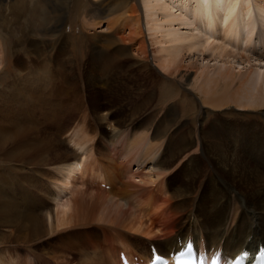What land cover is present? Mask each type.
I'll list each match as a JSON object with an SVG mask.
<instances>
[{"label": "bare ground", "instance_id": "bare-ground-1", "mask_svg": "<svg viewBox=\"0 0 264 264\" xmlns=\"http://www.w3.org/2000/svg\"><path fill=\"white\" fill-rule=\"evenodd\" d=\"M80 1L73 0L76 6ZM90 1L93 2V0ZM97 1V3L89 4L90 9L83 18L84 23L94 27L106 23L108 30H112L118 23L111 33L120 38V42L128 41L132 45L142 38L143 41L139 45H134L136 47L134 50L146 55L144 18L155 48L153 54L156 62L169 71L172 77L177 76L183 83L179 95L168 100L166 96L169 94L165 95L161 92L163 89H159V93L155 96L154 88L148 87L144 80H139L141 76L136 73L134 82L122 80L121 74L115 73L120 60L115 54L122 52V46L113 51L114 56L109 55V52L106 53L105 50L95 48L92 56L94 65L85 69L84 57L81 55L83 45L78 38L75 57L70 59L72 49L70 51L69 36L65 35L64 29H58L56 24L63 18L59 11L52 13L46 8V4L51 6V3L56 6L58 0H33L28 13L25 11V1L23 5H14L13 9L17 10L18 17L26 13L24 15L27 17V26L16 39V45L21 44L22 47L21 51L15 52L17 55L14 57V73L12 74L14 82L8 79H3L4 82L0 81V163H3L1 160L9 162L10 164L6 167L11 169L10 172L7 169H0V227H14L18 232L23 231L27 234L24 240H29L42 236L55 226H65L72 221L81 207L88 205L92 212L102 208L101 213L111 217L110 222L113 224L134 230L131 236L134 237L135 247L131 248L118 242L119 236H115L112 230L109 231V236L116 240L109 243L107 254H100L99 258L104 262L108 260L110 263L112 258L114 264H120L118 257L120 250L130 257L144 255L147 259L151 254L150 243H153L160 252H168L177 249L178 240H184L188 236L193 237L201 247H220L224 256H232L242 249L255 251L258 244L264 245V129L254 132V143L250 147L247 140L250 138L248 126L241 119L236 125H230L222 113L217 111L218 108L228 109L238 105L239 107L236 106V109L239 108L238 111L259 110L264 120V49L257 53L258 56L251 58L246 54V56L243 55L248 48L240 47L244 40L240 35V29L250 27L254 16L252 1L255 0H184L183 9H178L181 11L175 10L177 5H174L171 0H141L138 6L143 13L139 18L131 15L136 9H129V5L137 6L138 0ZM256 3H260L258 4L259 12L264 14V0H256ZM127 10L128 14H126ZM116 14L118 17L115 20L113 18ZM77 18L80 16H74L73 20ZM69 19L72 18L69 17ZM4 23L5 21H3V28L6 26ZM185 27L187 30H184ZM45 31H52V38H47ZM29 33L42 41L32 40ZM263 40L258 42V45H261ZM0 43L2 47L0 56L4 57L2 56L5 51L3 40ZM41 44L44 48L43 46L40 48ZM234 46L240 49L236 51V48L233 49ZM48 52H51L49 58H47ZM195 52H209V57H213L217 63L218 61L222 63L219 66L213 65L212 69L207 64L197 66L196 69L191 68L192 70L182 67L184 55L191 56ZM26 56L29 62L25 60ZM232 56L239 57L240 64L247 61L250 64L249 68L243 72L241 69L236 71L231 63L227 65ZM251 60L257 67L255 71H253L254 66ZM139 61L141 64L142 60ZM2 63L0 59V68ZM69 65L72 66L71 69H68ZM143 66L141 64L140 67H147ZM193 71L196 76L191 83ZM101 78H105V81L100 80ZM99 81H102L101 86L105 87V93L103 89H96L100 84ZM93 88L98 91H93L90 94L91 98L87 92L84 94V90L91 91ZM191 88L199 90L202 96L200 98L191 96ZM108 93L111 96H107ZM123 94L127 96L125 101L134 102V108L130 112V118L122 113L115 120V125L109 124L112 137H120L121 128L131 126L137 118L143 117L145 120L140 123L141 132L139 128L133 129L128 135L127 144L121 148L122 151L107 145L100 149L101 158L106 161L104 164L108 169L106 173L111 179V183H108L109 188L106 190L111 191L105 197L100 194L89 198L86 195L87 191L83 189L79 197L74 195L75 199H68V196H72L75 192V181L80 177L79 180L82 182V175L89 171L87 162L92 154L87 147L88 143L85 144L88 141V139L85 141V135L83 140L79 138L77 140L76 135H72L70 139L67 138L66 132L70 129L71 122L75 121L88 101L92 103V109L98 120L108 124L112 110L100 98L107 99L109 103H115L119 96L123 97ZM154 97L158 98L157 101L160 104L162 102L166 108L170 109H166L167 116L174 115V119L180 112L186 114L188 109L190 111L194 107L197 110V115L194 117L197 127L192 128L188 121H184L185 119H176L174 122L179 123L174 125L173 129L168 131L165 127L163 130L161 124L154 133L155 140L167 136L165 144L163 142L159 145L145 141V132L153 118L146 117L148 111L147 107L145 108V101ZM114 99L116 100L113 101ZM184 101L188 104L184 105ZM178 117L181 118V116ZM232 126H235V129ZM172 130L174 135L171 134ZM237 143L238 146H236ZM70 144L73 146L74 153L70 152L71 149L69 150ZM114 152H118L119 160L130 159L132 156L135 159V154L141 152L142 161L137 163L138 170L140 167L144 169L147 165L151 170L144 173L143 170L132 172L127 169V171L126 165L121 167L115 157L112 159L111 154ZM72 155L74 157L71 160ZM136 156L138 158V155ZM134 159L130 160L134 162L136 161ZM130 160L127 161L131 162ZM53 165V168L49 167ZM6 167L0 166L4 169ZM40 167H44V170L38 169ZM45 167L52 170L48 172ZM97 167H100L99 163ZM173 167L180 168L179 184L170 188V182L163 184L161 176L164 178L165 172L172 171ZM121 168L124 172L126 171L125 175ZM34 172H40L42 176H51L43 178L50 181L49 184L53 186L54 209L51 206V209L43 214L36 213L34 207L46 209L44 200L34 206V201L32 205L29 203V199H34V195H29L28 192L24 194L23 191L19 192L20 195L17 194L18 188L28 186L31 189H41V195H38L40 198L47 195L46 180L36 181L31 176ZM92 175L95 178L102 176L96 170ZM19 176L20 180H17ZM126 177H131L130 181L125 180ZM101 179L107 182L105 178L101 177ZM121 182H123L122 187ZM160 184L164 188L168 186L169 189L159 193L161 196L156 194L153 198L158 201L161 208L146 206L148 210L153 209L150 214L155 216L153 220L155 224L161 223V226L156 228L147 225L144 219L136 215V210L132 209L135 212L133 214L129 211L130 208H125L124 204L129 201L117 200L124 194L135 197V192L145 185L160 188ZM78 186L80 189L79 184ZM172 189L174 190L170 191ZM22 194L26 196L25 199L18 200ZM152 196L154 192L151 190L148 199ZM136 198L140 199L139 196ZM161 199L163 203H159ZM130 203L127 205L131 206ZM136 203L142 206L141 203ZM153 203L155 205L157 202ZM166 205L168 207L162 208ZM124 229L127 230V228ZM105 234L108 236L107 231ZM124 240L127 243L126 237ZM117 245L119 248H116ZM4 252H0V264H9L8 262L22 264V262H16L14 253ZM82 259L84 260L85 256ZM90 259L92 257L86 258L85 262L88 263Z\"/></svg>", "mask_w": 264, "mask_h": 264}, {"label": "rangeland", "instance_id": "rangeland-1", "mask_svg": "<svg viewBox=\"0 0 264 264\" xmlns=\"http://www.w3.org/2000/svg\"><path fill=\"white\" fill-rule=\"evenodd\" d=\"M23 1L26 2L24 4V7L26 8V10H25V11H27L26 13H28V11H29L28 9L30 7L31 2H33V0H0V41L3 40L4 50H5L4 55L2 54V56H4V57L0 56V59L3 61V63H2L3 66L1 65V68H0V81H2V82H4V80H6V79H8L10 82L13 80V82H14V78L12 77V74L14 73L13 72V65H14V61H15L14 57H15V55H17L16 54L17 52L21 51V47H22L21 44L20 45L17 44L18 46L16 45V39H18V37L21 35L20 33L23 32L27 26V20H26L27 17L25 16L26 13H24L25 15L23 14V15L18 17L17 16V10H14L13 7L16 4H22L23 5V3H24ZM97 2H98L97 0H93V2L90 0H81L79 2V5L76 6V4L73 2V0H67V1L58 0V3L56 6L53 5L54 3H51V4L49 3L51 6H47V4H46V8L49 9L50 12L53 13L54 11H57V12L59 11L61 14V17L63 18V20L61 22L56 23V24H58V29H64L65 35L69 36L68 41H69V44L71 45L70 51L72 49L70 59H72V58L74 59V57H75L74 54H76V49H77L76 44H77L78 38H80L79 40H81L82 45H83L81 55H82V57H84L83 62H84V68L85 69H86V67L91 68L94 65V62L92 61V56H93L95 48L105 50L106 53L109 52V55L114 56L115 52L113 53V51L118 50V48L122 46L123 47L122 52L120 51L119 53L115 54V56L116 57L118 56L117 58L120 59L119 60V67H117L115 69V73L121 74L120 76H121L122 80H124L126 82H134V80L136 78V75H135V73H136L139 76H141V79H139V80H141V81L144 80V83L148 87L154 88V91H156L155 96H157V94L159 93V91L161 89H163V90H161V92H163V94L164 93H165V95L169 94L166 96V98L168 100H171L174 97L178 96L179 91L182 88L181 85L183 83H181V81L179 80V78L177 76L172 77V75L169 73V71H167L166 69H163L156 62V60L154 58V54H153L155 48H154V45H152V40L150 39L144 18H143V32L145 34L144 43H145V45L147 44L146 55L144 53L142 54L141 51L134 50V47H135L134 45H139L140 42L143 41L142 38H139L138 39L139 41L137 40L136 43L134 45H132V44H129L128 41L120 42L121 39L118 37H115L113 35V33H111L112 30L118 26V23H117V25H114L112 30H108L106 28L107 24L105 22H104L105 24H102V25L97 26V27L88 26L84 23L83 18L86 15V13L88 12V10L90 9L89 4H94ZM140 2H141V0H138L137 6L136 5L130 6L129 5V9L130 8L136 9L131 14L132 16L136 15L137 16L136 18H139L141 13H143L142 10L140 11V7H139ZM171 2L174 3V5H177L175 10L181 11L178 9H183L182 4L185 1L184 0H171ZM132 4H134V2ZM252 4H253V9H254V16L251 20L252 23H251L250 27L240 29L241 30L240 35H242L243 39L245 40V41L243 40V43L240 45V47L248 48V50H246V51H244V53L243 52L242 53H243V55L246 54L247 56H250L251 58L258 56L257 53L261 52V50L264 49V40H263V38H264V14H260V12H259L258 4H260V3H256V0H255L254 2L252 1ZM189 6H191V4ZM78 10H79V12H78ZM125 10H123V11H125ZM126 14H128V10H127ZM82 15H83V17H82ZM74 16H80V18L73 20ZM69 17H71L72 19H69ZM117 17H118V14H116L113 19L116 20ZM3 21H5L4 25H6L5 26L6 28L5 27L3 28ZM255 21H256V23H255ZM184 30H187V27H185ZM121 32L123 33V31H121ZM45 33H47V35L45 34L47 36V38H52L51 37V34L53 33L52 31H48V32L45 31ZM29 35H30V37L32 36L31 37L32 40L35 39L37 42L42 41L38 37H33V35L31 33H29ZM89 37H90V40L88 41ZM139 37H141V35H139ZM246 38H248V39H246ZM261 40H263V43L261 45H258V42L259 43L262 42ZM13 42H15V43H13ZM12 44H13V46H12ZM41 47L44 48V45L41 44L40 48ZM235 48H236V46L233 47V49H235ZM238 48L239 47L237 46V48L235 50L237 51ZM1 49H2V47H1V43H0V50ZM208 54H209V52H204V53L195 52V54L191 55V56H190V54H188L189 56L184 55L182 67L184 66V68L188 67L187 69H191V68L196 69L197 66L201 67V65L203 66V65L207 64V65H210L211 66L210 69H212L213 65L214 66L221 65V63H222L221 61H218V63H217V60H213V57H209ZM50 55H51V52H48L47 58H49ZM233 56H235V55H233ZM233 56L229 58L227 65H230V63H231V65L235 66L236 71H239L241 69L243 72H245L249 68L250 64L247 61L240 64L239 61H241V60L239 59V57H233ZM204 57H207V59L203 60ZM26 58H27V56L25 57V60L28 61ZM233 59H235V60H233ZM139 60H142L141 61L142 67H144L143 65H146L147 67L146 68L140 67L141 64H140ZM254 63L255 62L253 60H251V64H253V66H254ZM187 64H188V66H187ZM51 65L55 66L54 64H51ZM29 66H28V68H29ZM71 67L72 66L69 65L68 69H71ZM118 68H120V69H118ZM256 68L257 67L254 66L253 71H255ZM30 69H32V68H30ZM77 69H78V67H77ZM242 71H241V73H243ZM191 74H192L191 75V83H192V81L194 80V77L196 76V73L193 71V72H191ZM72 79H73V77H72ZM103 79L105 81V78H101L100 80H103ZM101 82L102 81H99L100 84L97 85L96 89L97 88L101 89V90L103 89V91H104L105 87L103 88V86H101L103 84ZM166 82H167V84H166ZM165 87H167V88H165ZM191 89H192L191 90V96H194V97L197 96V98H200V96H202V94H200L199 90L197 91L195 89L196 90L195 91L194 88H191ZM95 90L93 88V89H91V91H90V89H88V90H84L83 92H84V94H86V92H87L88 95L90 96L89 98H91L90 94H92V92ZM96 91H98V90H96ZM123 92H124V90H123ZM103 93H105V91ZM106 95L111 96L109 93ZM126 97L124 96V94H123V97L119 96L120 100L119 99L113 100V101L116 100L115 103L114 102L109 103V101L107 99H102V97L100 98V100L102 102L106 103V105L109 106L108 108H110L112 110V112H110V114H109L108 124L102 123L101 121L98 120L97 116L95 115V113L92 109V105H91L92 103L87 101L85 103V105L83 106V111H81V113L78 114V116L75 118V121L71 122L70 127H69L70 129L69 130L67 129L68 130V132H66V135H68L67 138H69V137L71 138L72 135H76V136H78V137H76L77 140H79V139L83 140L86 138L85 141H87V139H88V141L85 144L87 145V143H88L87 147H88L89 151L91 150L90 153H92V154H90L91 156H89V158H88V159H90L89 160L90 162L89 161L87 162L88 163L87 166L89 168V171H87V173L85 175H82V179H84L86 181L82 180V182H81V180H79L81 178L79 177V179H77V181H75L76 182L75 183V190H74L75 192L72 193V196H68V199H75V196L79 197L81 195L80 193L83 189H85L87 191L86 195L89 198L98 196L100 194H102L103 197H105V195L107 196L109 191H111V190H106L107 188L104 189V187H102V186L98 187V186H100L98 183L99 179L97 177L95 178L92 175V174H94V171L96 170L97 172L102 174L101 177L105 178L107 180V183H109V184L111 183L110 175H108L106 173V171H108V169L104 166V164H106V161L103 160V158H101L102 155L100 153V149L104 145H107L108 147H116V148H119L121 150V148H123L124 145L127 144L128 135L132 132L133 129H138L139 126H141L140 123L145 120V119H143V117H140L139 119L137 118L135 120V122L133 123L134 125L131 124V126L121 128L120 137H122V138L112 137V135H111L112 130H111V127L109 124L115 125V120L122 113H124V115H127L128 118L131 117L130 112L134 108V102L132 103L130 101H125ZM154 99H155V101H154ZM157 100H158V98L154 97V98L148 99L147 100L148 102L145 101L146 102L145 108L147 107V111H148L146 113V117H148V118L153 117L151 120V123L149 124V126L147 127V130L145 132L146 133L144 135L145 141H148V142L150 141L154 144H159V145L162 144L163 142L165 144L168 137L162 136L161 139L155 140L153 137L154 133L158 130V128L161 124H162L161 129H163V130L165 129V127L167 128V130L173 129L174 125L179 123L178 121L174 122L176 119L177 120H184L185 119L184 121H188L189 126H191L192 128L197 127L198 124L196 123V120L194 118V117H196L195 115H197V110L194 107H192V109L190 111L188 109V112L186 114H183L182 112H180L178 116H181L182 119L178 116H176L177 118L174 119V117H173L174 115L173 116L169 115V117L167 116V110L166 109H168V107L166 108V105H164L162 102L160 104L159 101H157ZM110 101H111V98H110ZM133 101H135V100H133ZM111 104H113V105H111ZM129 104L130 105L132 104V105L130 106ZM187 104H188L187 101H184V105H187ZM151 105H153V106H151ZM236 106H238V105H236ZM236 106L233 105V108H228V109L218 108L217 111L222 113L223 117L225 118V120L228 121V123L230 125L231 124L236 125V123H238V121L241 119L243 121V123L248 126L247 130H250L249 131L250 132L249 133L250 138H248L247 140H248L249 146L251 147L252 143H254V139H253L254 132L256 130H260L261 128L264 129L263 117L260 116L259 110L258 111L254 110L253 112L248 111V110L247 111H245V110H239L238 111L239 106L237 107L238 109H236ZM241 108L242 107H240V109ZM155 109H157V111ZM168 110H170V109H168ZM169 113H171V112L169 111ZM188 113H190V115ZM181 114H183V115H181ZM172 118H173V120H172ZM124 119H126V118L124 117ZM248 119L251 121H249ZM252 120H254V121H252ZM206 122H207V120H206ZM169 123H171V124H169ZM165 124H166V126H165ZM150 126H152L153 128ZM96 127H97V130H96ZM234 127L235 126H232L233 129H235ZM141 129L142 128H139V131ZM149 129H150V131H149ZM153 129H155V130H153ZM124 130H125V132H124ZM78 131H80V132H78ZM81 132H83L84 134L81 135L80 134ZM172 132L174 133V130L171 131V134H173ZM83 135H85V138L83 137ZM61 137H64V136L61 135ZM116 138H118L120 140H118ZM238 145L239 144L237 143L236 146H238ZM71 146H72V144H70V148H69V145H67L69 150L71 149L70 152L74 153L73 152L74 150L72 151L73 146H72V148H71ZM91 148H94V149H91ZM89 151L87 152L88 155H89ZM117 153L118 152H114V154L113 153L111 154V157H113L112 159H114V157H115V160L118 161V164H120L119 166H121V167H122V165L123 166L126 165L125 166L126 170L128 169L129 171H132V172H136V171L138 172L139 170L141 172V170H143L142 171L143 173L151 170L149 165L144 166L145 167L144 169L140 167L138 170L139 164H137V163L142 161V158L140 157L141 152H139V154H135V157H136L135 159L133 156L130 158V159H134L138 162H136V161L132 162L130 159L119 160V158H118L119 155H117ZM136 155H138V158ZM93 156H95L97 159H94ZM73 157H74V155H72L71 160L73 159ZM127 160H130L131 162H129ZM1 161H3V163H0L1 167H6V165L10 164L9 162H6L5 160H1ZM92 163L94 164V166ZM95 163H97V164H95ZM98 163H99L100 167H97ZM102 164L105 168H103ZM49 167L53 168L54 165L49 166ZM45 168L48 172H50V170H52L50 168L48 169L47 167H45ZM0 169H3V170L7 169V171H9V172L11 170L8 167H6L5 169L4 168H0ZM38 169L44 170V167H40ZM121 171H123L122 168H121ZM167 172H165V174L163 175L164 178L161 176V180L163 181V184L166 185V183L170 182V188L176 187V185L179 184L180 168L173 167L172 171H167ZM123 173L125 175L126 171L125 172L123 171ZM31 176L34 179H36V181L46 180L43 177H46V178L51 177L50 175L49 176L48 175L42 176V173H40V172H34V173H32ZM130 178L131 177H128V178L126 177L125 180L130 181ZM91 179H92V181H91ZM17 180H20V176L17 177ZM11 183L13 184V182H11ZM46 183L48 186L46 188L47 195H45V197H41V198L38 196L40 194L41 189H39V190L38 189L36 190V188L31 189L28 186H22L21 188H18L17 194H19V192L23 191L24 194H27V192H28L29 195H34L35 200L33 198L29 199V203H31V205L34 203L33 205L35 206V204L40 202L41 200L45 201V204L47 207L46 209H44V208L38 209V207L37 208L34 207V211L38 214H43V213H45L46 210H50L51 208L54 209L55 203L52 199V194L54 191L53 186L49 184L50 181H48V180H46ZM0 184H1V182H0ZM78 184L80 185V189H79V186L77 187ZM120 185L122 187L123 182H121ZM154 188H156V189H154ZM154 188L151 186H146V185L143 186L142 188H140L138 190V192H135V195L139 196L140 199H137L136 196L133 197V195H125L124 194V195H122L123 197L121 196V198H119L117 200L119 202H122V200L123 201H129L127 204H129L131 202L130 203L131 206L124 204L125 208H127V209L130 208L129 211H131L133 214L135 212H137L136 215L139 216L142 220L144 219L143 221L147 225H149V226L152 225L154 228H156L158 226H161L160 225L161 223L155 224V221H153L155 216L150 214V211H152L153 209L148 210V209H146V206H149V208H153V207L161 208L158 204V201H155L153 198L155 197L156 194L162 193L165 190H169V189H168V186H167V188H164V187H162L161 184H160V188L159 187H154ZM162 188H163V190H162ZM145 189H148V190H145ZM102 190H103V192H102ZM134 190H136V189H134ZM151 190L154 192V196H152L151 198L148 199V194L151 192ZM160 190H161V192H160ZM173 190L174 189H172L170 191H173ZM24 194H22L18 198V200H21V199L24 200L26 197ZM143 194H144V196H141ZM48 195H50V196H48ZM66 195H70V193H66ZM159 196H161V195L159 194ZM126 198H128V200ZM136 199L139 201H137ZM136 202L141 203L142 206L138 205ZM153 202H157V203L154 205ZM163 202H164L163 200L162 201L159 200V203H163ZM52 203H53V205H52ZM166 207H168V205L163 206L162 208H166ZM132 209H134V211L135 210L136 211L134 212ZM101 210H103V209L100 208L97 211L92 212L91 209H89L88 205H84L83 207H81V210L78 211L76 216L72 218V221L70 223H67L65 226H61V227L55 226L54 229L47 230V232L45 234H43L42 236L34 237L32 239H29V240L28 239L24 240V236L27 234L23 231L18 232V231H16V228H14V227H10V228L0 227V252L2 253L3 251H5L4 253H6V252L14 253V255L13 254H11V255H13L16 258V260H17L16 262H22V264H85L86 263L85 259L90 258V257H92V259L89 260V262H88L89 264L90 263L92 264L93 262L94 263L96 262L97 264H101V263L102 264H114L112 262V258H110V260H111L110 263L108 260L106 261L108 263H106L101 258H99L100 254L104 255V254L108 253L109 243L110 242L112 243L113 241L116 240L115 238L109 236V231L112 230L113 233H115V236H119L120 240H118V242L124 243L127 247L131 248V247H135L134 246L135 245L134 244V242H135L134 237L132 238V236H131V232H134V230H131V228L128 229V227H126V226L124 227L123 225L119 226L117 224H113L112 222H110L111 217H109V216L107 217L106 215H103L101 213L102 212ZM39 211H40V213H39ZM106 219H108V220H106ZM124 228H127L128 231ZM105 231H107L109 238L105 234ZM13 233H15V234H13ZM137 234H140V233H137ZM140 235H142V234H140ZM124 237H126V240H128L130 242L127 241V243H126L124 240ZM110 239H111V241H110ZM140 240H141V238H140ZM15 245H18V246H15ZM85 254H88V255H85ZM84 256H85V259L83 260L82 257L84 258ZM141 257L146 258V256H144V255H142ZM97 259H98V261H97ZM8 263L10 264V262H8ZM13 263L14 262H11V264H13ZM88 263H86V264H88Z\"/></svg>", "mask_w": 264, "mask_h": 264}]
</instances>
